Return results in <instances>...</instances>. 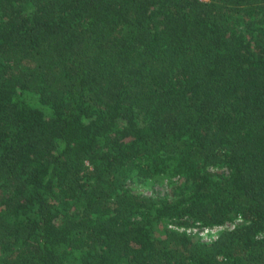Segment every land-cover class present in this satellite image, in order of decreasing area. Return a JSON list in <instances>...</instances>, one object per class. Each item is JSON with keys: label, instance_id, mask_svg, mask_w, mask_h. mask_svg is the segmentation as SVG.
Returning a JSON list of instances; mask_svg holds the SVG:
<instances>
[{"label": "trees", "instance_id": "trees-1", "mask_svg": "<svg viewBox=\"0 0 264 264\" xmlns=\"http://www.w3.org/2000/svg\"><path fill=\"white\" fill-rule=\"evenodd\" d=\"M0 264H264V0H0Z\"/></svg>", "mask_w": 264, "mask_h": 264}, {"label": "rangeland", "instance_id": "rangeland-1", "mask_svg": "<svg viewBox=\"0 0 264 264\" xmlns=\"http://www.w3.org/2000/svg\"><path fill=\"white\" fill-rule=\"evenodd\" d=\"M177 176H169L167 174H164L163 177L153 179V180H147V179H138L135 178L132 180L133 185L135 188H137L139 191L149 193L151 195H165L168 192V185L171 181L175 180Z\"/></svg>", "mask_w": 264, "mask_h": 264}, {"label": "built area", "instance_id": "built-area-1", "mask_svg": "<svg viewBox=\"0 0 264 264\" xmlns=\"http://www.w3.org/2000/svg\"><path fill=\"white\" fill-rule=\"evenodd\" d=\"M172 227H177L180 230H186L191 233H197L202 239H211L216 236L218 229L221 228H230L232 227L231 223H225L222 225H213V226H203L200 225L198 222L196 224L189 225L188 227H178L174 224H171Z\"/></svg>", "mask_w": 264, "mask_h": 264}]
</instances>
